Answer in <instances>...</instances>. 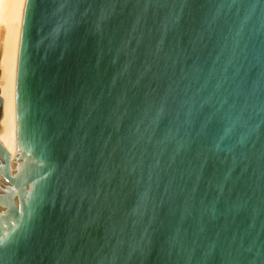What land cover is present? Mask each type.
<instances>
[{
    "label": "water",
    "instance_id": "1",
    "mask_svg": "<svg viewBox=\"0 0 264 264\" xmlns=\"http://www.w3.org/2000/svg\"><path fill=\"white\" fill-rule=\"evenodd\" d=\"M16 123L0 264H264V0H25Z\"/></svg>",
    "mask_w": 264,
    "mask_h": 264
},
{
    "label": "bare ground",
    "instance_id": "2",
    "mask_svg": "<svg viewBox=\"0 0 264 264\" xmlns=\"http://www.w3.org/2000/svg\"><path fill=\"white\" fill-rule=\"evenodd\" d=\"M25 0H0V56L5 59L4 121L0 140L14 158L17 141L16 67Z\"/></svg>",
    "mask_w": 264,
    "mask_h": 264
},
{
    "label": "snow or ice",
    "instance_id": "3",
    "mask_svg": "<svg viewBox=\"0 0 264 264\" xmlns=\"http://www.w3.org/2000/svg\"><path fill=\"white\" fill-rule=\"evenodd\" d=\"M3 243H4V241H3V237H2V236H0V246H2V245H3Z\"/></svg>",
    "mask_w": 264,
    "mask_h": 264
}]
</instances>
